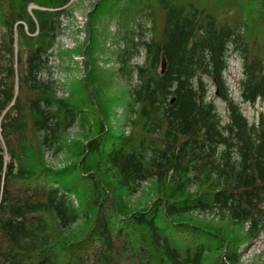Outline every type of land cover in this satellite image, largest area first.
Masks as SVG:
<instances>
[{
  "label": "trees",
  "instance_id": "16d2710c",
  "mask_svg": "<svg viewBox=\"0 0 264 264\" xmlns=\"http://www.w3.org/2000/svg\"><path fill=\"white\" fill-rule=\"evenodd\" d=\"M70 1L0 0V264H239L241 242L264 225V116L246 119L224 73L228 55L238 58V98L264 99V0H99L90 22L115 46L127 133L96 112L87 81L102 71L92 58L67 97L57 95L49 52ZM76 125L87 133L75 162L28 165L33 144L56 155ZM148 182L153 201L131 208ZM194 213L241 231L184 222ZM80 222L89 227L76 238Z\"/></svg>",
  "mask_w": 264,
  "mask_h": 264
},
{
  "label": "rangeland",
  "instance_id": "374dc122",
  "mask_svg": "<svg viewBox=\"0 0 264 264\" xmlns=\"http://www.w3.org/2000/svg\"><path fill=\"white\" fill-rule=\"evenodd\" d=\"M99 0H71L67 5V16L62 20L63 31L56 38L55 45L51 49V75L57 85L58 97H67L69 88L76 87L81 80L84 79L86 66L89 64L88 58L93 59L92 67L97 71H102L97 74L98 77L94 81H87L91 91L95 94L98 100V108L96 112L104 120L106 127H110L115 132H128L129 124H126L128 116L126 104L128 103V88L124 84V79L120 75H114L116 71V62L112 52L115 51V46L111 42L112 38L102 37L106 28H99L98 23L90 22V16L94 5ZM200 4L209 6L216 5L220 0H196ZM35 5H29V10L35 9ZM110 23L107 19H103L100 26L107 24L110 34H114L115 24ZM157 28L155 36H157L162 27V19L158 15ZM146 27H148L146 25ZM107 39V40H106ZM89 46H92L89 48ZM143 51L140 50L135 58V62H143ZM228 68L224 75L231 89V92L241 107L243 115L249 122H254L259 114L264 116V99L257 100L253 104L243 103L238 98L236 85L241 79V66L238 58L233 55H228ZM140 63V64H141ZM104 71V73H103ZM135 81L132 82L134 85ZM129 86L130 83H128ZM211 93V92H210ZM209 93V94H210ZM220 114L225 117V108L219 101H215ZM95 120H93V123ZM92 125V122H89ZM87 133V128L76 125L69 129L62 137V150L56 155L44 154L37 144H33L29 152L28 165L35 166L42 162L44 165L53 168H62L65 165L75 162L78 159L80 152L79 145L83 142V137ZM79 190L83 197L88 194V183L82 182ZM151 184L148 182L143 185L140 192L131 197L128 201L131 208L136 210L142 209L153 201ZM184 222L194 225H202L210 229H218L219 233H223L228 237H234L241 229L233 228L224 221H219L216 217L210 214H190L183 218ZM53 237H57L55 226L49 218ZM88 224L80 222L71 227V233L76 238L82 237V234L88 229ZM82 228V229H81ZM55 249L60 255L64 253L59 247ZM239 255V264H264V225L258 232L257 236L252 240H245L237 249Z\"/></svg>",
  "mask_w": 264,
  "mask_h": 264
},
{
  "label": "bare ground",
  "instance_id": "6f19581e",
  "mask_svg": "<svg viewBox=\"0 0 264 264\" xmlns=\"http://www.w3.org/2000/svg\"><path fill=\"white\" fill-rule=\"evenodd\" d=\"M50 52H51V50H50ZM49 52V53H50ZM51 54V53H50ZM46 56H47V53H46V55H45V58H46ZM51 56V55H50ZM49 56V57H50ZM48 57V56H47ZM163 62V63H162ZM141 63V61L138 63V64H140ZM130 64H133L132 63V61L130 62ZM49 65H51V64H49ZM164 66H165V59H164V56L162 55V57H161V62H160V68H161V71L163 70V68H164ZM103 192V191H102ZM82 229V228H81ZM95 236V235H94ZM55 242V241H54ZM23 254V253H22ZM33 257V256H32ZM33 262V261H32Z\"/></svg>",
  "mask_w": 264,
  "mask_h": 264
},
{
  "label": "water",
  "instance_id": "95a60500",
  "mask_svg": "<svg viewBox=\"0 0 264 264\" xmlns=\"http://www.w3.org/2000/svg\"><path fill=\"white\" fill-rule=\"evenodd\" d=\"M163 63V62H162ZM173 102V99L171 100V102L170 103H172Z\"/></svg>",
  "mask_w": 264,
  "mask_h": 264
},
{
  "label": "built area",
  "instance_id": "2783aa9c",
  "mask_svg": "<svg viewBox=\"0 0 264 264\" xmlns=\"http://www.w3.org/2000/svg\"><path fill=\"white\" fill-rule=\"evenodd\" d=\"M50 64H51V62H50Z\"/></svg>",
  "mask_w": 264,
  "mask_h": 264
}]
</instances>
